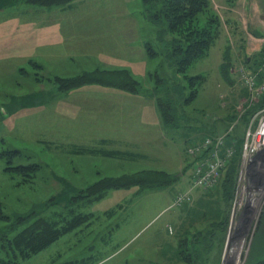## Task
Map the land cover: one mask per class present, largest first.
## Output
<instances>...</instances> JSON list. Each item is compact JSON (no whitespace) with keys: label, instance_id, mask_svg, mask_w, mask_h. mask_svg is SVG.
<instances>
[{"label":"rangeland","instance_id":"374dc122","mask_svg":"<svg viewBox=\"0 0 264 264\" xmlns=\"http://www.w3.org/2000/svg\"><path fill=\"white\" fill-rule=\"evenodd\" d=\"M47 1L49 5L0 0V240L37 216L67 219L69 206L53 204L60 191L83 193L94 182L101 181L98 187L108 182L107 177L129 183L97 199H81L80 206L72 204L75 212L90 217L19 264H191L185 262L190 256L197 264H264V141L249 156L244 154L264 118V0H211L207 13L218 20L216 35L208 54L189 69L190 74L204 75V81L185 108L186 116L178 120L179 127L167 128L160 119V138L151 132L148 146L123 141L120 134L100 142L104 124L90 111L102 99L97 95L109 89L154 102L150 96L102 83L103 70L125 69L140 86L151 89L154 73L165 74L162 52L153 56L146 49L151 27L141 1L112 0L122 11L106 21L118 18L116 24L103 22V10H93L90 21L100 23L81 28L80 35L69 25L62 26L63 31L52 29L50 55L41 45L49 18L44 13L74 1L83 7L97 3ZM105 5L101 0L99 7ZM34 19L36 30L29 33L25 28ZM137 22L142 28L132 30ZM33 37L34 46L29 41ZM129 39L138 47L130 48ZM29 46L33 56L25 54ZM157 49L162 51L161 45ZM117 55L143 63L144 72L116 65ZM222 62L225 72L220 71ZM81 74L89 80L98 75L102 81L63 87L64 79ZM62 112L69 116L65 121ZM159 139L169 144L165 151L156 147ZM215 159L221 162L210 182H195L197 170L204 171ZM30 164L36 165L33 177L21 168ZM232 164L234 196L226 221L223 217L211 226L184 221L185 208L206 198L220 199L218 192ZM143 178L149 187L140 181ZM178 195L184 201L176 207L172 204ZM208 232L214 234L210 240ZM3 256L11 255L0 242Z\"/></svg>","mask_w":264,"mask_h":264},{"label":"trees","instance_id":"16d2710c","mask_svg":"<svg viewBox=\"0 0 264 264\" xmlns=\"http://www.w3.org/2000/svg\"><path fill=\"white\" fill-rule=\"evenodd\" d=\"M63 1L66 3L68 0ZM140 1L144 16L147 20L146 22L151 27L149 35L152 40L146 43V49L148 53L153 56L159 55L162 52L165 64L163 68V72L165 73L164 76H159L158 72H155L154 75L157 76L151 81V89H148L144 85L140 86L139 82L135 78H132L125 69L103 70V75L105 77L104 82L98 75H95L93 80H91L95 81L97 79L99 83L102 81V83L120 87L128 92L152 97L163 125L167 128L171 126L172 129H175L179 127L178 120L186 116L187 113L185 112V108H187L190 101L192 102L193 98L196 97L199 87H201V83L204 81V75L200 73L190 74L189 69L197 60L208 54L212 40L216 35L215 30L218 28V20H216L214 15L207 13L210 9L211 0ZM34 3L49 5L47 0H39V2H35L34 0ZM151 42H155L156 46L152 45ZM160 45L162 51L157 49ZM226 67V63L222 62L220 71L222 70L221 72H225ZM110 74H113L115 77L118 76L117 78L119 79H110L111 77H106V75ZM200 77L202 81H197ZM89 79L90 78H85L84 74L64 79L65 83L63 87H69L78 82L81 83L82 81L90 82L91 80ZM147 89L149 92H146ZM189 126L192 128V125L189 124ZM212 131L211 134L214 136L215 133ZM21 166V168H25V171L28 170V173L31 172L29 176H34L36 170L35 164ZM16 167H18V165ZM235 168L236 167H233L232 164L230 166L231 171L228 172L222 181V189L218 192L220 199H213V197L212 199L206 198L205 203L194 204L191 208H185L188 215L181 216L184 221H188L190 224L193 221L199 223L208 222L210 226L214 221H222L223 217H225L224 219L226 221L234 196V190L232 189H234L235 185ZM104 179H108V182H102L100 187L98 186L101 181L100 183L94 182L88 186L83 193L77 192L74 194L75 191L68 192V189L60 191L53 204L64 203V208L69 206V216L66 215L67 219L63 222V217L60 221H57L51 217L37 216L31 223L27 224L21 231L14 235L8 236L7 233L2 234L3 239L0 240V242L3 246V250L6 254H10L11 256H9V258H5L4 256L1 257L0 264H19L21 259L26 258L32 253L46 247L49 243L54 242L67 230L79 227L90 217V214L75 212L74 207H71L72 204L81 205V199H97L102 197L110 188H120L123 187V184L129 183H123V181L118 183L119 181L112 177ZM140 181L146 187L150 186L149 184L146 185L145 178H143V180L140 179ZM94 186L97 187L94 188ZM49 200H51V198ZM48 203H51V201H47V204ZM59 214H61V212ZM193 217L195 220L192 219ZM206 233L207 230L204 233L201 232V235L205 236ZM208 233L210 240L214 237V234L210 235L211 233ZM187 255L188 257L190 256L189 253ZM185 262L197 264L191 256L189 257V261L186 259Z\"/></svg>","mask_w":264,"mask_h":264},{"label":"crops","instance_id":"0c3cea01","mask_svg":"<svg viewBox=\"0 0 264 264\" xmlns=\"http://www.w3.org/2000/svg\"><path fill=\"white\" fill-rule=\"evenodd\" d=\"M106 5L105 8L99 7L101 0H94V2L97 3V5L94 3L96 7H83L81 2L79 5H75L76 2L74 1L71 5L68 6H61L57 8H53L51 10H45L46 13H44L45 16H48L49 18L46 19V24L44 25L43 32H44V40L41 41V45L44 46L45 52L48 51V54H51V50L53 47V39L51 36L52 29H55L57 31H63L62 26L69 25L74 30L73 32L77 33V35H80L81 28H86L89 25L93 28H95L94 22H91L90 20H93L92 18V12L93 10H99L102 11V14L105 16L103 19V22L106 21L110 16L117 15L116 13L119 11H122V7H114L112 5V0H102ZM122 3L128 4L129 2L136 3L138 0H121ZM115 8V9H114ZM127 8V7H126ZM113 9V10H109ZM129 9V8H128ZM130 10V9H129ZM44 11H41V13ZM116 12V13H114ZM118 18H115L116 21H110L108 23H114L116 24ZM101 20V19H99ZM98 20L97 23H100ZM36 20L34 19V22L29 23V25L25 28V30H28L29 33H32L33 30H36ZM97 23L95 25H97ZM142 28V22H137L136 27H130L132 30H138L139 28ZM129 28V29H130ZM24 30V31H25ZM80 30V31H79ZM82 35H86V32H83ZM120 42L123 40V36L118 37ZM130 48H133V45L136 46L138 43L135 41H132V39H129ZM22 41V40H21ZM31 45H36L37 38L33 37L32 39H29ZM24 42V41H22ZM59 45V39L56 41ZM120 42L117 45H120ZM57 47V46H56ZM138 47V46H137ZM34 48L29 46L25 50V54L30 56L33 52ZM115 49V48H114ZM132 50V49H131ZM98 55H100L98 53ZM33 56V55H32ZM114 62L116 65H120L122 67H130L135 73L141 72V74L145 70L144 64H139L138 60H131L129 58L116 56L114 58ZM130 63V64H128ZM126 64V65H124ZM97 96H102V99H99L94 104H92V107L90 108V111L95 113L93 117H100L101 123L103 122V130L100 131L101 134V140L107 139L108 142H110V139L116 134H120V136L123 137V141L128 140L130 142L135 141L145 143V145L148 146V143L150 140L151 132L154 133V135L158 136L160 138V135H158V127L160 126V118L158 111L155 107V104L152 100L143 98L142 96H133L128 93L120 92V91H114L113 89H109L105 93L98 94ZM63 104V103H61ZM87 108V107H86ZM85 116V115H84ZM62 120L69 118V116L66 113L62 112ZM92 121V120H91ZM95 125L98 123V119L94 121ZM93 125V123L91 122ZM105 128V129H104ZM113 129V133L112 130ZM97 131V130H95ZM126 135H129L130 137L126 139ZM97 145L100 144L99 139H97ZM134 143V142H133ZM165 143L169 145L167 142H165V139H159L157 140V143L155 144L156 147H161L165 151ZM152 145V144H151ZM154 145V144H153ZM170 202V201H169Z\"/></svg>","mask_w":264,"mask_h":264},{"label":"built area","instance_id":"2783aa9c","mask_svg":"<svg viewBox=\"0 0 264 264\" xmlns=\"http://www.w3.org/2000/svg\"><path fill=\"white\" fill-rule=\"evenodd\" d=\"M258 128V129H257ZM257 132L255 134L254 137H251L250 139V143L249 145L246 147L248 148V151L246 153V151H244V154L245 155H250L249 153H253L254 152V149L257 145L259 144H262V142L264 141V118H262L259 123H258V127H257ZM262 139V140H261ZM207 143V141L205 142ZM250 146V147H249ZM245 148V149H246ZM219 158V157H218ZM220 159V158H219ZM219 159H215L214 161H212L210 164H209V167L208 168H205L204 171H199L197 170L198 172V176L196 177L195 179V182L197 181V183L199 184H207L210 182V175L211 173L216 170L218 168V166L220 165V162ZM212 160V159H211ZM182 195V194H180ZM180 195L176 196L174 198V201H173V206L176 205V207H178L183 201H184V198L183 197H179ZM183 199V200H182ZM182 200V201H181ZM181 201V202H180Z\"/></svg>","mask_w":264,"mask_h":264},{"label":"bare ground","instance_id":"6f19581e","mask_svg":"<svg viewBox=\"0 0 264 264\" xmlns=\"http://www.w3.org/2000/svg\"><path fill=\"white\" fill-rule=\"evenodd\" d=\"M248 156H249V155H248ZM245 159H246V158H245ZM244 161H245V160H244ZM247 161H248V159L246 160V162H247ZM250 162H251V161H250ZM248 163H249V162H248ZM230 252H231V251H230ZM230 252H229V253H230Z\"/></svg>","mask_w":264,"mask_h":264}]
</instances>
